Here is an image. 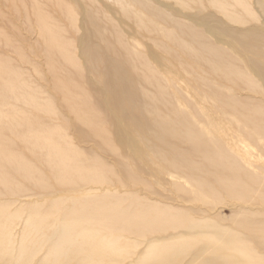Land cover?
<instances>
[{"label": "bare ground", "instance_id": "6f19581e", "mask_svg": "<svg viewBox=\"0 0 264 264\" xmlns=\"http://www.w3.org/2000/svg\"><path fill=\"white\" fill-rule=\"evenodd\" d=\"M46 1L32 0L36 24L30 31L42 43V58L36 54L33 62L21 47L16 52L25 63L18 69L9 62L13 58H0V264H264V0H112L114 14L102 0H72L73 7L53 2L79 44L43 10ZM193 5L203 13L192 11ZM208 9L213 27L201 21ZM99 24L100 42L108 45L113 38L125 54L124 64L107 57V75L97 74L90 62L102 66L107 59L87 35L89 26ZM137 37L151 40L148 47L159 46L164 55H154L146 44L144 49ZM175 55L187 56L192 69L195 60L208 66L210 71L196 75L209 97L202 98L190 81V87L179 84ZM43 64L57 80L50 87ZM127 65L140 80L135 89L127 86H134ZM65 66L92 76V106L91 95L84 99L77 85L60 81ZM34 75L48 87L29 86ZM58 90L65 92L63 101H57ZM9 99L49 123L30 119L33 114L20 112L22 106L7 110L3 102ZM207 102L246 113L224 116ZM101 103L110 110L111 128L126 133V139L114 131L107 138L99 131L90 135L117 157L111 166L78 143L81 134L80 140L89 136L81 130L92 125L90 111ZM143 111L159 121L147 124ZM6 132L11 138L3 137ZM169 138L185 146L171 145ZM32 185L48 195L25 202ZM55 186L84 188L50 193ZM223 208L235 212L228 224L218 216Z\"/></svg>", "mask_w": 264, "mask_h": 264}, {"label": "rangeland", "instance_id": "374dc122", "mask_svg": "<svg viewBox=\"0 0 264 264\" xmlns=\"http://www.w3.org/2000/svg\"><path fill=\"white\" fill-rule=\"evenodd\" d=\"M22 1V2H21ZM0 0V31L2 30V32L4 33L3 34V40H2V35H0V58H8V60H9V57H10V59H12V60H10L9 62L11 63V65H13L14 67H16L17 69H18V67H20V62L21 63H25V61H21V59H20V57H18V54H17V50H16V47H18V49H20V47H21V50L23 49V51L22 52H24L25 54H27L26 56L27 57H29V58H31L32 57V60L33 59H35L36 58V54H37V56L38 57H40V58H42L41 56L43 55V53H42V51H43V49L41 48V47H43L42 46V43H41V41H36L37 39H35L34 38V36H35V34L33 33V32H31L32 30H34L33 29V25H35L36 24V22H35V20H34V17H33V13H34V10H33V7L32 6H34V4H33V2H32V0ZM56 1H58V2H60L61 4H66V3H72V0H50V2L49 1H46V3L44 2L43 4H44V7H43V10H46L47 11V13H50V15H51V17L53 16V20L54 21H56V22H58L59 23V25H60V27L62 28L61 30H62V32H63V34L65 33L66 35H65V37H67L68 39H70L71 41H73L75 44H79L80 43V41H81V39L80 38H78V33L76 34L75 33V31H73L72 29H71V26H69V23H68V21H66L65 20V18H64V16H61V15H63L60 11H59V9L56 7L57 6V4L56 3H53V2H56ZM64 1V2H66V3H62V2ZM99 1H101V0H99ZM50 4H49V3ZM101 2H103V3H105L106 2V4H109L111 7H110V11L112 12V13H110V14H114L115 13V11H112L113 10V7L116 9V6L114 5V3L112 2V0H108V2L107 1H104V0H102ZM86 3V2H85ZM71 6L73 7L74 6V3L73 4H71ZM230 10H232L233 9V7H232V5L230 4ZM81 8H79V10H80ZM82 10V9H81ZM80 10V11H81ZM191 10L192 11H196V10H199V14H201V13H203V11H202V9H201V7H199V6H197V5H193L192 6V8H191ZM80 11H78V17L80 16L81 17V15L82 14H80L79 15V13H81ZM114 12V13H113ZM207 13H208V15L207 16H204V17H202L201 18V21L204 23H207V24H209L210 25V27H213V26H215V23L213 22V17H212V15L210 14V10L208 9L207 11H206ZM31 13H32V15H31ZM118 14V13H117ZM119 15V14H118ZM26 16H30V18L28 19ZM79 17V18H80ZM25 18L26 19H28V20H30L29 22H26L25 21ZM181 21V20H180ZM14 22V23H13ZM193 22H195L194 20H193ZM10 23H11V25H10ZM28 23V24H27ZM32 23H34V24H32ZM28 25H32L31 27L30 26H28ZM248 25H252L251 23H248ZM88 27V26H87ZM86 27V28H87ZM108 27H110V26H108ZM172 26H171V24L169 25V27L168 28H171ZM30 29H31V31H30ZM65 29H67V30H65ZM101 29H104V26H103V24H99L98 26H95V27H92V28H90V26H89V29H88V33H87V35H89L91 38H92V40H93V44H94V46L95 47H97L99 50H100V53H101V55H103V57H104V59L105 58H109L110 57V59H112L111 61L113 62L112 64H114L115 62H119V63H121L122 61L125 63V54L122 52V50L119 48V46L117 45V43H116V40L115 39H113V38H109L108 39V45H106V43H104L103 42V44H102V42H100V37L98 38L97 36H96V34H95V32H96V30H98V31H100ZM134 29V28H133ZM29 31V32H28ZM64 31H67V32H64ZM127 31V30H126ZM31 32V33H30ZM133 32V31H132ZM33 33V34H32ZM128 33H131V32H128ZM134 33V32H133ZM6 35V36H5ZM34 35V36H33ZM144 35V34H143ZM77 37V38H76ZM35 39V41L37 42V43H34L35 41H33ZM137 39L142 43V45L144 44V49H145V44L147 45V48H149L151 51H152V49H153V52H155V53H153L154 55L156 54V55H159V56H161V55H164V53H163V50L162 49H160V47L159 46H156L157 47V49H156V47L154 46V45H152V46H154V47H148V46H150L149 44H153V42L150 40L149 41V39H145V38H139V37H137ZM142 40H143V42H142ZM188 40H189V38H188ZM149 42V43H148ZM152 42V43H151ZM32 44V45H31ZM40 45V46H36V45ZM36 46V51H35V46ZM30 46H31V48H30ZM105 46H107V47H105ZM37 47L38 48H40L39 50H38V52H37ZM33 48V49H32ZM30 49H32V52H33V56H30L31 54H29L30 52H29V50ZM42 50V51H41ZM28 51V52H27ZM31 51V50H30ZM31 52V53H32ZM159 52V53H158ZM105 54H107V56L105 55ZM112 54L115 56H112ZM176 54V53H175ZM177 55V54H176ZM172 56V60L171 61H173V59H174V61H173V63H175L174 64V66H177V68L175 67L174 69L176 70V71H179L180 73H178V78H179V84H181V85H183L184 84V82H185V84L187 83H189V81H190V83L192 84V87L193 88H196V89H198L200 92H201V96H202V98L203 97H209L210 95V93H211V91H210V89H209V87H207V85H205V83L203 82H201V80H199V78H198V76L196 75V73L198 74V75H200V76H202L199 72H198V70L200 69V70H203V71H210V70H208L209 68H208V66L203 62V61H200V60H195L194 62H193V69H192V67L190 66V64L192 63L191 61H190V59L189 58H187V56H183V58H178V56ZM35 56V58H33ZM113 58H112V57ZM25 57V56H24ZM27 57H25L26 59H27ZM37 57V58H38ZM44 57V56H43ZM191 57H194V56H191ZM20 60H19V59ZM108 58L107 59H105V61L106 60H108ZM118 58V59H117ZM176 58V59H175ZM184 58H185V61H184ZM116 59L117 60H120V61H116ZM193 58H191V60H192ZM225 59L227 60V61H230V59H229V57L228 56H225ZM260 59L262 60V58H261V56H260ZM215 62H217L215 59H213ZM264 60V59H263ZM14 61V62H13ZM54 61L57 63V65H55L57 68L59 67V65H60V60L56 57L55 59H54ZM104 61V60H103ZM110 61V62H111ZM197 61H198V64H197ZM202 63V65L200 64V62ZM33 62H34V60H33ZM35 62H36V60H35ZM54 62V63H55ZM90 62H91V64L93 65L92 66V68H94L93 70L97 73V74H99V75H102L103 73H105L106 75L108 74V71H109V65H110V63L108 64V67H104V66H106L107 65V61L105 62V64L104 63H102L101 65L102 66H100V65H96V63L94 62V61H92V60H90ZM122 62V63H123ZM190 62V63H189ZM55 63V64H56ZM123 63V64H124ZM165 63V64H164ZM162 65H161V67H162V69L163 70H167L169 67H170V65H169V62H164ZM196 63V64H195ZM117 64V63H116ZM167 64H168V66H167ZM186 64H188V65H186ZM200 64V65H199ZM30 65V64H29ZM97 66V67H96ZM187 66V67H186ZM218 66H221V65H219L218 64ZM31 65L30 66H28L27 68H28V70L30 71L31 70ZM43 67H44V72H45V74H47V72H48V68L45 66V64H43ZM46 67V68H45ZM104 67V68H103ZM164 67V68H163ZM122 69H124L123 67H121ZM125 68H126V66H125ZM181 68V70H179ZM103 69V70H102ZM188 69V70H187ZM89 71H91V69H88ZM102 70V71H101ZM127 70H129V72H132L131 71V69H130V66L129 65H127ZM189 70H191L190 72H191V74H190V72H189ZM57 71V70H56ZM182 71V72H181ZM23 72V74H25V72H24V70L22 71ZM58 72V71H57ZM84 72H86V71H84ZM189 72V73H188ZM101 73V74H100ZM193 73V74H192ZM58 74H59V79H60V81H62V82H65V81H68V82H71V83H74L75 85H77V87L79 88V91H78V89H76V92H77V94H80L81 93V97L82 98H87L88 97V95L90 96V98L92 99V103L90 102L89 103V105L90 106H92L93 105V102H94V100H95V98H96V96H97V93H96V91L94 90V83H93V81H92V76H90L88 73L87 74H85L84 75V73H79V72H74V70L73 69H71V68H69V67H62V74H60L59 72H58ZM132 74L134 75V79H133V85L134 86H131L132 85V81H126V83H127V86L128 87H130V88H132V89H135L134 87L137 85L138 86V82H140V80L139 79H136V76H137V74H134L133 72H132ZM187 74V76H185ZM190 75V76H189ZM34 77H35V75H34ZM43 78H45V79H47L48 80V83L47 82H45V83H47L48 85H49V87H50V83H53V81L56 83V81L57 80H54V77L53 76H50L49 77V74H47L46 76H42ZM188 77V78H187ZM190 77V78H189ZM186 79V80H185ZM189 79V80H188ZM192 80V81H191ZM196 80V81H195ZM40 80L38 79V78H36L35 77V80L34 79H32V81H30V82H27L28 83V85L29 86H32L33 88H36V89H38V87L37 86H40L37 82H39ZM136 81H138V82H136ZM219 81V80H218ZM33 82V83H32ZM181 82V83H180ZM194 82V83H193ZM221 81H219V83H220ZM41 84V86H40V90H41V87L43 88V89H45V87H46V85L47 84ZM190 83H189V87H190ZM34 84V85H33ZM36 84V85H35ZM224 84V83H223ZM225 84H227V83H225ZM48 85H47V87H48ZM136 86V87H137ZM83 90H82V89ZM241 88H243V86H241ZM241 88L240 87H238V89H240L241 90ZM42 89V90H43ZM244 89H247V88H244ZM99 90H100V92H101V95L102 96H100V99H101V97H105V93H104V90L102 89V88H99ZM54 91V90H53ZM83 91V92H82ZM150 91H152V90H150ZM246 92V90L244 91H242V93H245ZM47 93V92H46ZM85 94V97L83 96L84 94ZM90 93V94H89ZM56 94H57V96H56V98H58L57 99V101L59 102V99L61 100V99H63V97H64V94H65V92H61V90H58V92H56ZM62 94V95H61ZM212 94V93H211ZM86 95H87V97H86ZM143 100H145L146 101V98H144ZM61 101H63V100H61ZM60 101V102H61ZM207 101H209V99L207 100ZM13 102V103H12ZM140 103H141V101H139ZM147 102V101H146ZM2 103V99L0 98V104ZM5 103V104H4ZM16 103V104H15ZM100 103V102H99ZM208 103V102H207ZM3 104L5 105L4 107H7V110H13V108H15L14 110L15 111H17L18 112V108L19 107H24L22 104H21V106H20V103H17V102H14L13 100H11V99H9V100H6V101H4L3 102ZM11 105V107H9L8 105ZM14 104V105H13ZM59 104H61L62 106H60V108L65 112V113H67L68 112V110L67 109H64L65 108V106L68 108V106L67 105H65V106H63L64 105V103L63 102H61V103H59ZM72 104L75 106V104L77 105V103H76V101L74 100L73 102H72ZM82 104V103H81ZM209 105H212L213 107H216L217 108V110H220L221 108L224 110V116H229L230 114H235V115H238L239 117H241L242 115H243V113H246V110H243L242 112L243 113H236L233 109H231L230 107H228L227 105H225V104H222L221 102H218L217 104H213V103H208ZM13 105V106H12ZM18 106V107H16V106ZM19 108L20 110V112H26V114H28V112L30 113V115H32V116H29L30 117V119H31V117H33L35 114L32 112V111H29L28 110V112H27V109H25V107L24 108ZM10 108V109H9ZM160 108H161V110L162 111H164V112H167V110L163 107V106H161L160 105ZM22 109V110H21ZM26 110V111H25ZM141 110V109H140ZM70 111V110H69ZM90 113H91V119H92V125H90V126H86V127H84V129H82L81 131L83 132V133H85V134H87V135H89L85 140L83 139L84 137L82 136V140H84V142L83 143H80V141H82V140H80V136L82 135H80L79 136V134L80 133H76V131L75 132H72L71 131V135L72 136H74L75 134L77 135V136H79L78 137V143L80 144V145H82L83 147H86V150L88 151V152H91L92 150H93V152H95L96 150H97V152L99 153V154H101V160L102 161H105L109 166H111L113 163H116L117 164V162H118V160L116 159L117 157H114L113 155H112V153H111V151H110V149L106 146V145H104L103 143H100L98 140H96V139H94L93 137H91L90 135H92V133H94V132H97V131H99V133L101 134V136H103V137H108L109 136V131H114L113 133H112V135L113 136H115L116 134H118L119 136H121V137H123V138H125L124 136L126 135V133L122 130V129H116L115 130V128H111V115H110V110H109V108H107V106H105V105H103L102 103L101 104H96V106L94 107V111H90ZM67 114H69V116H71L72 115V118L74 117L73 116V114L71 113V115H70V112L69 113H67ZM147 114V115H146ZM29 115V114H28ZM146 115V116H145ZM34 117H38V116H34ZM62 117V116H61ZM144 118L145 117V122L147 123V124H150V125H152V123H154V122H156V121H159V119L158 118H156L155 116L153 117V116H151V114H150V112L148 111V113H146L145 111H143L142 112V114L140 115V118ZM167 117V116H166ZM141 118V119H142ZM60 119V118H59ZM140 119V120H141ZM168 119H170L171 121L173 120V121H178V117H176L175 115H169L168 116ZM42 121L43 123L41 124V125H47L48 123H49V121H48V119H46V118H42V116H39L38 117V121ZM73 120H75V118H73ZM37 121V120H36ZM37 121V122H38ZM200 121H202V122H204V120L203 119H200ZM141 122H142V120H141ZM61 123V125L63 126L64 125V122H63V120L61 121V119H60V122H59V124ZM63 123V124H62ZM51 127V126H50ZM233 127V129L234 130H237L238 128L235 126H232ZM3 137L5 138V139H8V138H11V135L9 134V133H4L3 134ZM77 138V137H76ZM126 139V138H125ZM155 139V140H154ZM80 140V141H79ZM151 140L154 142L153 144L155 145H157L158 144V142H157V140H156V138H154V137H151ZM178 139H174V138H169L168 139V141H169V143L171 144V145H177L179 148H181V149H183V147L185 146H183V141H181V143L179 142V141H177ZM113 141H115V137L113 138ZM175 143V144H174ZM85 146H84V145ZM182 144V145H181ZM15 146H19V148L21 147V146H24V145H19L18 143H16V144H14ZM80 145H78V146H80ZM182 146V147H181ZM14 147V146H13ZM22 148H24V147H22ZM22 148H20L21 150H23ZM24 151H25V149H24ZM35 158L33 157V156H29V160H33V161H35L34 160ZM118 159H119V157H118ZM120 160V159H119ZM40 163V162H39ZM111 164V165H110ZM38 165V164H37ZM144 169V168H143ZM145 171V170H144ZM138 172H139V174H142V172H141V170H138ZM137 172V173H138ZM44 173L47 175V177H50L49 175H48V172H45V170H44ZM116 182V181H115ZM26 185H30V184H26ZM84 187L83 186H80V187H78V188H76V189H72V188H66L67 189V192H66V189L64 188V187H61V186H55V188H53L52 190H51V192L50 193H59V194H68V192L69 191H75V192H78V191H81L82 189H83ZM132 189H137V188H132ZM29 190H31V192H29V193H26L27 195H25L23 198V200L25 201V202H27V201H30V200H32L33 198H40V197H43L44 195H48V193H43L42 191H41V189L40 188H37V187H35V185H32V187H29ZM165 196V195H164ZM167 197V196H166ZM166 197H163V198H165L166 199ZM251 204H252V206L253 205H255V203L254 202H251ZM235 212L233 211V210H229V209H225V208H223V209H221V212H220V215H218L219 216V218H220V216L222 217V218H224L223 220L225 221L224 222V224H228V220H230V218L232 217V215L234 214ZM222 221L220 220V223H221ZM18 227V226H17Z\"/></svg>", "mask_w": 264, "mask_h": 264}]
</instances>
